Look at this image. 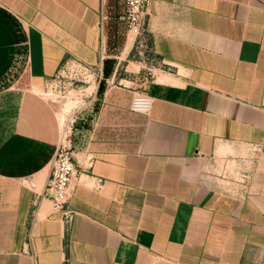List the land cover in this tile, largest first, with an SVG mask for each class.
I'll return each instance as SVG.
<instances>
[{
    "label": "crops",
    "instance_id": "1",
    "mask_svg": "<svg viewBox=\"0 0 264 264\" xmlns=\"http://www.w3.org/2000/svg\"><path fill=\"white\" fill-rule=\"evenodd\" d=\"M124 15L0 0V264H264V0H153L139 61ZM71 60L105 83L75 132L67 224L45 196L61 133L37 88Z\"/></svg>",
    "mask_w": 264,
    "mask_h": 264
},
{
    "label": "rangeland",
    "instance_id": "2",
    "mask_svg": "<svg viewBox=\"0 0 264 264\" xmlns=\"http://www.w3.org/2000/svg\"><path fill=\"white\" fill-rule=\"evenodd\" d=\"M124 44L128 48L131 47V55H135L136 61L147 57V54L143 53L144 47L142 46L144 44L134 34L128 32L127 36L124 37ZM143 66L146 72L154 74L150 62L143 64ZM124 71V68L120 70V72ZM103 83H105V79L102 72L95 74V72L89 71L84 73L64 67L57 76L47 80L43 86L37 88L39 95L53 106L58 118L63 116V123L60 124L61 119H59L61 145L67 146L73 153L77 152L75 147L78 146V141H75V132L79 130L81 120L84 118L88 120L90 112L95 110L94 92L97 87L103 86ZM74 121L76 123L71 129ZM88 123L89 120L85 123L86 126Z\"/></svg>",
    "mask_w": 264,
    "mask_h": 264
},
{
    "label": "built area",
    "instance_id": "3",
    "mask_svg": "<svg viewBox=\"0 0 264 264\" xmlns=\"http://www.w3.org/2000/svg\"><path fill=\"white\" fill-rule=\"evenodd\" d=\"M123 2L125 6L123 20L128 27V32L134 34L144 44L146 18L153 0H123ZM64 67L73 68L84 73L89 71L95 72V74L98 73L96 70L85 66L77 60L67 62ZM152 103L151 97L139 93L132 100L131 110L135 113L147 114L151 109ZM75 123L76 121L72 123L71 129ZM79 174L80 171L74 153L67 146L60 144L51 162V174L47 183L45 196L51 200L53 210L63 215V219L67 224H70L75 217V211L71 207V201L74 196L73 184Z\"/></svg>",
    "mask_w": 264,
    "mask_h": 264
},
{
    "label": "bare ground",
    "instance_id": "4",
    "mask_svg": "<svg viewBox=\"0 0 264 264\" xmlns=\"http://www.w3.org/2000/svg\"><path fill=\"white\" fill-rule=\"evenodd\" d=\"M129 43L132 44L131 42H129ZM59 119H61L60 124L63 123V120H64L63 116H61V118H59Z\"/></svg>",
    "mask_w": 264,
    "mask_h": 264
}]
</instances>
